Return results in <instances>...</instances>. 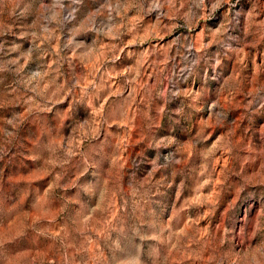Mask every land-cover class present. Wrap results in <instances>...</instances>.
<instances>
[{
	"label": "rangeland",
	"instance_id": "obj_1",
	"mask_svg": "<svg viewBox=\"0 0 264 264\" xmlns=\"http://www.w3.org/2000/svg\"><path fill=\"white\" fill-rule=\"evenodd\" d=\"M0 264H264V0H0Z\"/></svg>",
	"mask_w": 264,
	"mask_h": 264
}]
</instances>
